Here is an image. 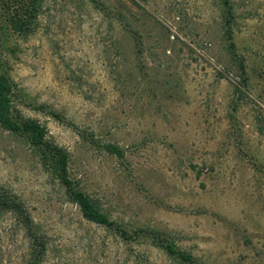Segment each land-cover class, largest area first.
Masks as SVG:
<instances>
[{"label": "rangeland", "instance_id": "1", "mask_svg": "<svg viewBox=\"0 0 264 264\" xmlns=\"http://www.w3.org/2000/svg\"><path fill=\"white\" fill-rule=\"evenodd\" d=\"M0 64L14 115L67 149L114 223L0 127V187L26 211L0 210V264H186L154 236L200 264H264V0H43L24 33L0 8Z\"/></svg>", "mask_w": 264, "mask_h": 264}, {"label": "trees", "instance_id": "2", "mask_svg": "<svg viewBox=\"0 0 264 264\" xmlns=\"http://www.w3.org/2000/svg\"><path fill=\"white\" fill-rule=\"evenodd\" d=\"M227 3V2H226ZM43 7V0H0V8L2 9L5 20L9 26L20 33L26 32L39 16ZM224 17L227 28V38L229 41V49L232 57H237V46L233 37V19L234 12L229 8H225ZM242 77V88H248V78L246 61L239 59ZM1 65V64H0ZM15 88L13 81L7 72L0 70V127L23 138L34 150H36L43 164L49 169L52 175H55L60 183L65 187L66 193L70 199L78 203L83 215L98 224L113 226V222L108 215L103 212L100 205L91 196L84 191L77 189L70 177L68 170L69 152L64 147L55 144L47 139V129L38 120L16 116L13 113ZM108 149L112 153H120L119 148L114 145H108ZM0 210H13L20 214H25L20 200L15 194L0 187ZM26 223H30V218L26 216ZM156 244L163 248L166 253L175 260L186 264L197 263L193 254L189 251L180 249L174 241L167 238H156Z\"/></svg>", "mask_w": 264, "mask_h": 264}]
</instances>
